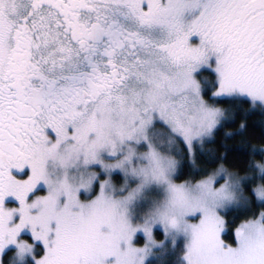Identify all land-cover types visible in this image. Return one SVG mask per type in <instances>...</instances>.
Listing matches in <instances>:
<instances>
[{"label": "snow or ice", "instance_id": "1", "mask_svg": "<svg viewBox=\"0 0 264 264\" xmlns=\"http://www.w3.org/2000/svg\"><path fill=\"white\" fill-rule=\"evenodd\" d=\"M256 132L264 0H0V264H264Z\"/></svg>", "mask_w": 264, "mask_h": 264}, {"label": "trees", "instance_id": "2", "mask_svg": "<svg viewBox=\"0 0 264 264\" xmlns=\"http://www.w3.org/2000/svg\"><path fill=\"white\" fill-rule=\"evenodd\" d=\"M245 107H247V105H245ZM261 118L259 116H253L250 120H249V124H253L257 121H259ZM238 123V122H237ZM232 128H224L221 130V133L219 136L216 137V143H208L205 145V151L206 152H210V153H214L215 155L219 156L220 154H222L224 152V149L219 147L221 141H223V133L226 131H232ZM248 139H249V144H248V150L250 151L251 148H261L264 147V140L260 139L259 137V133H249L248 134ZM239 140L240 138L237 137L233 140H228L227 141V147L228 148H233L234 146L239 144ZM207 158V157H205ZM248 160H252L255 162L261 161L262 160V156L257 155V156H247V157H243V156H229L228 161H227V166L232 167L234 165H246ZM183 179V178H182ZM180 182V181H178ZM236 224L240 223V220H237L235 222ZM235 225H233L234 227ZM229 239H231V236L228 237Z\"/></svg>", "mask_w": 264, "mask_h": 264}, {"label": "rangeland", "instance_id": "3", "mask_svg": "<svg viewBox=\"0 0 264 264\" xmlns=\"http://www.w3.org/2000/svg\"><path fill=\"white\" fill-rule=\"evenodd\" d=\"M261 148H264V147H261ZM262 160H264V156H262ZM160 237H157V239H159ZM142 243H143V241L141 240L140 241V245H138V246H142Z\"/></svg>", "mask_w": 264, "mask_h": 264}]
</instances>
